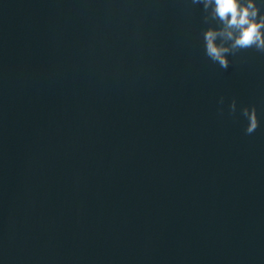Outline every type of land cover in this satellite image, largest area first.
Here are the masks:
<instances>
[{
  "label": "water",
  "instance_id": "1",
  "mask_svg": "<svg viewBox=\"0 0 264 264\" xmlns=\"http://www.w3.org/2000/svg\"><path fill=\"white\" fill-rule=\"evenodd\" d=\"M205 15L0 0V264H264V52Z\"/></svg>",
  "mask_w": 264,
  "mask_h": 264
},
{
  "label": "clouds",
  "instance_id": "2",
  "mask_svg": "<svg viewBox=\"0 0 264 264\" xmlns=\"http://www.w3.org/2000/svg\"><path fill=\"white\" fill-rule=\"evenodd\" d=\"M192 3L203 5L206 23L216 21L219 25L208 27L203 33L205 54L214 63L227 69L229 54L251 48L264 52V13L260 11L264 3L258 4L257 0H192ZM229 108L231 113L236 112L235 100ZM241 114L248 120L245 133H254L260 123L255 106L243 107Z\"/></svg>",
  "mask_w": 264,
  "mask_h": 264
}]
</instances>
